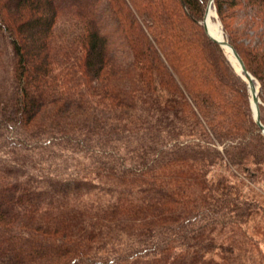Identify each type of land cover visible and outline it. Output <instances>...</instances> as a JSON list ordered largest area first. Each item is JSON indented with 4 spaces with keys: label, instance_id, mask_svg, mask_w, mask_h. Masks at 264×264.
<instances>
[{
    "label": "trees",
    "instance_id": "trees-1",
    "mask_svg": "<svg viewBox=\"0 0 264 264\" xmlns=\"http://www.w3.org/2000/svg\"><path fill=\"white\" fill-rule=\"evenodd\" d=\"M200 2L0 0L13 86L8 104L0 97L7 135L17 128L15 149L71 154L69 174L43 184L5 161L7 264H264L246 227L264 220L263 204L210 176L222 163L264 176V133L248 81L234 87L213 52L210 0ZM258 96L264 125V89Z\"/></svg>",
    "mask_w": 264,
    "mask_h": 264
},
{
    "label": "rangeland",
    "instance_id": "rangeland-1",
    "mask_svg": "<svg viewBox=\"0 0 264 264\" xmlns=\"http://www.w3.org/2000/svg\"><path fill=\"white\" fill-rule=\"evenodd\" d=\"M247 1L221 0V12L218 8V1L213 2L208 17L210 21L207 20V23L208 27L213 23L212 29L216 32L218 38L226 39L229 42L233 40L237 47L243 51L245 57L254 62L257 76L254 74L253 77L258 92H261L264 89L263 77H261L264 76V69L260 63L263 60L260 51L262 52L264 49V5L259 6L258 3ZM200 3L204 6L203 0ZM198 23H200V20H198ZM205 41L206 39L204 38ZM8 42L7 36L0 35V49L4 51L2 57L4 59V67L0 68V97L6 104H8L9 96L13 90L10 79L11 49ZM260 46L262 49H259ZM213 52L217 55L226 73L231 78L230 82L234 87H237L239 83H244V86H246L240 68L234 61L235 58L233 59L230 56L226 48L220 46V49H213ZM261 104L262 117L264 119V100L262 99ZM5 123V120L0 119V170L5 165V161L21 165L18 172L16 171L14 174L18 173L17 177L21 179L30 181L33 179L34 184H43V181L47 179L55 182L64 177V175L69 174L70 171L64 169L63 164L65 161L71 162V154L57 156L55 154H41L38 150L24 151L15 149L12 143L14 140L20 138L18 130L15 128L13 135L8 137V128ZM217 175L228 176L244 195L257 198L264 206V176L262 174H258L256 178L252 179L251 177H247L245 172L236 171V168L233 171L227 169L222 163L215 166L210 173L211 177ZM60 185H63V183ZM246 227L250 228L254 234V239L258 241L264 251V220L261 216L251 218L247 222ZM0 264H7L6 259L0 257Z\"/></svg>",
    "mask_w": 264,
    "mask_h": 264
},
{
    "label": "water",
    "instance_id": "water-1",
    "mask_svg": "<svg viewBox=\"0 0 264 264\" xmlns=\"http://www.w3.org/2000/svg\"><path fill=\"white\" fill-rule=\"evenodd\" d=\"M213 2H214V0H210L208 8H207L206 13H205V17H204V27H205L206 33L213 40L218 42L222 47L230 49L233 57L235 58L236 62L238 63L241 75L248 81L250 93H251V97H252L251 101H252L253 109H254L255 116H256V122L258 123L262 132L264 133V125L261 123V120H260V107H259L260 101H259V97H258V88L256 86L254 77L247 70L246 65L244 63V60L242 59V57L238 53V51L235 49V47L228 40L218 38V37L214 36L213 34H211V31L208 27L207 20H208L210 9L212 7Z\"/></svg>",
    "mask_w": 264,
    "mask_h": 264
},
{
    "label": "bare ground",
    "instance_id": "bare-ground-1",
    "mask_svg": "<svg viewBox=\"0 0 264 264\" xmlns=\"http://www.w3.org/2000/svg\"><path fill=\"white\" fill-rule=\"evenodd\" d=\"M210 10H211V9H210ZM208 21H210V20H208ZM208 21H207V22H208ZM209 23H210V22H209ZM212 25H213V23H212ZM212 25H209L210 30H211V34H213L214 36L218 37V35L216 34V32L213 31V29H212ZM226 50L229 52L230 56L234 59V57H233V55H232L230 49H229V48H226ZM228 57H229V56H228ZM234 61H235L236 65H238V63L236 62L235 59H234ZM234 66H235V65H234ZM238 71H239V70H238Z\"/></svg>",
    "mask_w": 264,
    "mask_h": 264
}]
</instances>
